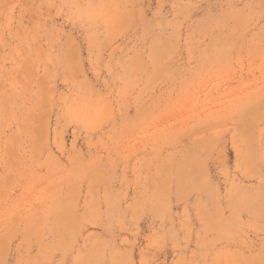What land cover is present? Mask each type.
I'll list each match as a JSON object with an SVG mask.
<instances>
[{
  "label": "rangeland",
  "instance_id": "374dc122",
  "mask_svg": "<svg viewBox=\"0 0 264 264\" xmlns=\"http://www.w3.org/2000/svg\"><path fill=\"white\" fill-rule=\"evenodd\" d=\"M0 264H264V0H0Z\"/></svg>",
  "mask_w": 264,
  "mask_h": 264
}]
</instances>
